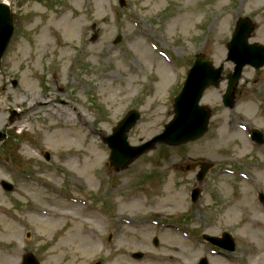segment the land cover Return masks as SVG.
Wrapping results in <instances>:
<instances>
[{
    "label": "rangeland",
    "instance_id": "1",
    "mask_svg": "<svg viewBox=\"0 0 264 264\" xmlns=\"http://www.w3.org/2000/svg\"><path fill=\"white\" fill-rule=\"evenodd\" d=\"M184 1L126 0L122 8L119 0H0L9 3L15 21L0 68V132L8 135L0 145V264H13L15 246L19 262L32 253L40 264H50L55 254V264H199L202 258L242 264L256 252L253 263L264 264V231L253 228L264 226V147L247 138L252 128L264 130V70L256 83L253 72L244 73L251 94L238 97L234 111L222 105L226 84L205 93L201 105L212 118L200 141L158 147L123 172L108 167L104 138L134 109L141 119L129 133L130 145L162 133L196 55L224 64L237 17H249L256 26L251 41L264 42V0H192V17L177 23ZM232 69L225 64L226 73ZM32 100L42 106L26 115L20 102ZM71 107L88 116L86 127L75 116L78 123L70 127L80 133L82 149L93 140L90 132L103 131L96 137L100 163L90 166L89 175L69 173L65 150L43 142L61 125L54 113H73ZM200 160L219 166L192 205L197 183L190 165ZM2 182L14 191L5 192ZM34 207L58 221L40 225L45 217L34 221ZM257 217L260 223L252 224ZM70 231L95 239L94 252L77 253L75 244L56 249ZM222 233L234 238V253L202 239ZM134 253L144 259L134 260Z\"/></svg>",
    "mask_w": 264,
    "mask_h": 264
},
{
    "label": "water",
    "instance_id": "2",
    "mask_svg": "<svg viewBox=\"0 0 264 264\" xmlns=\"http://www.w3.org/2000/svg\"><path fill=\"white\" fill-rule=\"evenodd\" d=\"M120 2L122 6H125L124 0ZM252 32L253 28L248 20H239L233 40L228 45L229 55L227 61L234 62L236 65L235 72L228 77L229 88L227 94L224 96L225 106L231 109H233L234 105V90L241 78L243 68L249 65L260 69L264 66V47L259 45L249 46L247 44ZM13 33L14 25L10 15V8L5 4H0V62ZM116 42H120V39H117ZM222 71L223 67L215 69L213 64L203 54L198 55L193 68L188 73L184 89L175 101V118L165 127L162 135L141 147H131L127 142V134L139 120V115L136 112L128 115L114 129L113 135L105 139V143L112 150L109 159L110 167L115 168L117 171H124L142 155L154 150L158 144L181 146L202 138L208 130L210 111L205 107H200L199 103L203 93L208 88L219 86ZM11 121H13V118ZM6 138V134L0 133V144ZM256 139L259 140L260 137ZM46 158L49 160L50 156L47 154ZM200 165L202 167L200 179H202L212 165L204 163ZM2 186L8 192L13 191V187L7 183H3ZM204 239L224 250L235 251L234 240L227 233L223 234L222 239L208 236H204ZM155 245L158 246L157 239L155 240ZM133 258L141 259L142 255L135 254ZM25 264L38 263L31 255H28L25 259ZM201 264H208L207 260H203Z\"/></svg>",
    "mask_w": 264,
    "mask_h": 264
},
{
    "label": "bare ground",
    "instance_id": "3",
    "mask_svg": "<svg viewBox=\"0 0 264 264\" xmlns=\"http://www.w3.org/2000/svg\"><path fill=\"white\" fill-rule=\"evenodd\" d=\"M191 1L192 0L184 1V6L181 9L182 11H179V13L176 15L174 19L176 20L177 23L178 22H182V23L188 22V19L192 17L187 11V9L189 8V3ZM256 1H260V0H256ZM6 4H9V3L6 2ZM145 56H148V54H145ZM164 66L166 65L164 64L162 68L166 69ZM164 69H163V72H165ZM109 90L110 88H107V91ZM20 103L21 104L24 103L27 105V107L24 110L26 112V115L32 112L33 110H35L38 106H42L41 102L34 104L33 100L30 103V105L28 102H24V101H21ZM71 109L73 110V113H71L68 109H65V108H64L65 111L63 113H59V112L54 113L52 117L53 118L55 117V119L58 122H60L61 125L53 127L46 135H43V142L46 143V145H50L51 143H57V149L65 150L66 154L62 157V159H63L64 167L68 170V172L72 174L76 173V175H89L90 172L88 173V169L91 168L90 166L93 163L94 165L100 163L101 150L98 146L99 144L96 140V137H98L103 131L99 129V130H94L90 132L89 135L93 137V140L90 142L87 148L82 149L79 144V141L81 139L80 133L77 130L73 131L70 127L71 125H75L78 123L75 117H78L79 123L83 125L82 126L83 128L86 127L88 116L87 115L82 116L76 110L75 107H71ZM91 116L93 115L91 114ZM79 160H81L82 162L80 163ZM229 209L232 210L233 208L231 207ZM29 213L31 215V218H33V220L36 219L34 218L35 216L38 218L42 216L45 217V220L39 223L40 225H44L46 221L50 222V224L58 221L56 219L57 218L56 215L52 213L48 215L37 207H34L33 210H31ZM47 216L49 217L48 219H46ZM229 217H231V215ZM259 220L260 218L257 217L256 221L253 222L252 224L260 223ZM34 221H37V220H34ZM253 228L254 229L258 228L260 230L262 229V231H264V226L260 228V227H256L255 225ZM46 229H49V225L46 226ZM72 244L77 245L76 246L77 253L83 254L86 252L93 253L98 243L95 239H92L91 237H89V235L87 236V233H84V234L80 233L78 235H75V234L72 235V232H71L70 236H67V237L63 236L62 238H60L56 246V249L58 250L67 249ZM19 254H20V251L18 250V246H15L14 261L13 262L10 261V262H12L13 264H20L18 261ZM257 254L258 252L249 254L247 258L242 261V264H254L252 259H253V256ZM58 259H59V255L55 254L54 256L50 258L49 263L55 264L56 262H58ZM173 260L178 261V258H174Z\"/></svg>",
    "mask_w": 264,
    "mask_h": 264
},
{
    "label": "flooded vegetation",
    "instance_id": "4",
    "mask_svg": "<svg viewBox=\"0 0 264 264\" xmlns=\"http://www.w3.org/2000/svg\"><path fill=\"white\" fill-rule=\"evenodd\" d=\"M260 43V42H259ZM262 44H264V42H261ZM264 70V69H263ZM263 70H261V71H263ZM249 71H251V72H253V76H252V79L254 80L253 81V83H256L258 80V76L260 75V73H261V71H252V69H250V70H248V72ZM246 82H248V81H242V83L239 85V87L237 88V91H236V95H237V98L238 97H242L243 95H245L246 94V96H248V95H250L251 94V92H249L248 90H246V88L244 87V86H246ZM248 84H250V83H248ZM246 96H244V97H246ZM258 100V99H257ZM259 101V100H258ZM260 102V101H259ZM261 104V103H260Z\"/></svg>",
    "mask_w": 264,
    "mask_h": 264
}]
</instances>
